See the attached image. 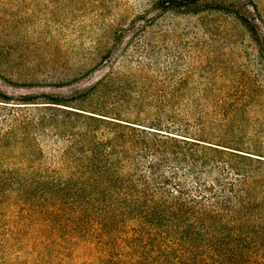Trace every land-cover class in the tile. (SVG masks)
Instances as JSON below:
<instances>
[{
    "label": "trees",
    "instance_id": "1",
    "mask_svg": "<svg viewBox=\"0 0 264 264\" xmlns=\"http://www.w3.org/2000/svg\"><path fill=\"white\" fill-rule=\"evenodd\" d=\"M137 1L126 19L121 0L108 1L117 17L78 46L73 75L51 83L68 94L0 91V264H264L257 4ZM211 14L234 19L255 49L223 84L222 63L175 61L152 75L132 67L143 44L114 57L127 33L145 41L165 16L194 18L184 38L205 41L197 21Z\"/></svg>",
    "mask_w": 264,
    "mask_h": 264
},
{
    "label": "rangeland",
    "instance_id": "2",
    "mask_svg": "<svg viewBox=\"0 0 264 264\" xmlns=\"http://www.w3.org/2000/svg\"><path fill=\"white\" fill-rule=\"evenodd\" d=\"M108 1L0 0V91L14 98L29 93L68 94L69 86L58 87L51 83L73 75L76 63L84 59L77 52L78 46L84 41L89 46V39L94 38L103 23L117 17H113ZM253 1L264 20V0ZM121 3L118 13L121 19H126L127 13L123 15V12L128 6L134 11L141 9L137 0H121ZM197 22L209 28L205 41L188 42L184 38L183 34L194 28V18L165 16L159 19L157 26L149 28L145 41L138 42L137 34L127 33L116 46L114 57L124 50L128 53L136 44H143L140 63L133 62L132 67L142 68L143 73L152 75L156 74V66L165 67L175 61L222 63V84L226 77L239 76L242 62L251 67L255 49L234 19L211 14ZM161 27L172 30L163 37L159 32ZM104 71L100 68L87 74L77 85L94 81ZM226 90L227 87L222 86V92Z\"/></svg>",
    "mask_w": 264,
    "mask_h": 264
}]
</instances>
